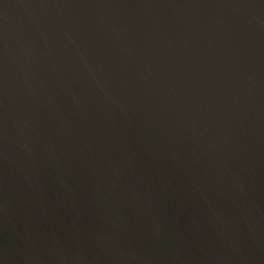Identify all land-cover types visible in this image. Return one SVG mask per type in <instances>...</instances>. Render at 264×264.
I'll return each instance as SVG.
<instances>
[{
    "label": "water",
    "instance_id": "1",
    "mask_svg": "<svg viewBox=\"0 0 264 264\" xmlns=\"http://www.w3.org/2000/svg\"><path fill=\"white\" fill-rule=\"evenodd\" d=\"M0 264H264V0H0Z\"/></svg>",
    "mask_w": 264,
    "mask_h": 264
}]
</instances>
